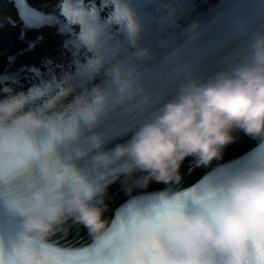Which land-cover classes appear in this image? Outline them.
Masks as SVG:
<instances>
[{
    "label": "clouds",
    "instance_id": "1",
    "mask_svg": "<svg viewBox=\"0 0 264 264\" xmlns=\"http://www.w3.org/2000/svg\"><path fill=\"white\" fill-rule=\"evenodd\" d=\"M78 13L76 48L100 54L93 19ZM118 13L126 12L117 5ZM200 25L184 31L191 39ZM129 30L134 27L129 21ZM139 59L147 50L134 54ZM95 63V62H93ZM48 89L0 98V264H264V165L228 175L213 187L161 192L147 203L132 201L114 219H104L106 187L64 155L87 139L106 110L131 96L119 71L111 83L57 109ZM234 132L264 141V45L245 62L208 82H189L159 114L140 125L124 144L93 157L110 166L124 190L150 182L179 184V169L192 157L196 167L219 160ZM75 227L90 243L66 248L52 242Z\"/></svg>",
    "mask_w": 264,
    "mask_h": 264
},
{
    "label": "snow or ice",
    "instance_id": "2",
    "mask_svg": "<svg viewBox=\"0 0 264 264\" xmlns=\"http://www.w3.org/2000/svg\"><path fill=\"white\" fill-rule=\"evenodd\" d=\"M63 11H64V14H65L66 16H68L70 19H71L73 16H77V15H78V13L71 11V10L68 9L66 6L64 7Z\"/></svg>",
    "mask_w": 264,
    "mask_h": 264
}]
</instances>
